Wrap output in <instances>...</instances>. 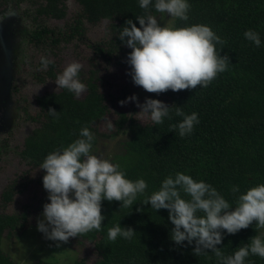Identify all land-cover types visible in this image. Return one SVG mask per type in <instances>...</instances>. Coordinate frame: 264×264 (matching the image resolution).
Wrapping results in <instances>:
<instances>
[{
	"label": "trees",
	"instance_id": "trees-1",
	"mask_svg": "<svg viewBox=\"0 0 264 264\" xmlns=\"http://www.w3.org/2000/svg\"><path fill=\"white\" fill-rule=\"evenodd\" d=\"M9 1L0 0V10L11 6ZM72 1L76 12L70 17L66 0H40L32 11L33 19L38 18V21H31L25 12L22 18L30 25L26 43L51 50L74 39L85 42L84 26L105 22L108 35L102 46L106 49L97 44L93 46L94 51L107 62L119 57L125 59L131 50L121 44L116 34L128 19L139 27L135 16L143 15L144 10L137 0ZM189 4V19L175 18L173 26L209 25L224 40L223 45H217L220 55L229 57L230 65L223 73L204 88L197 85L191 90L149 93L148 98L172 107L170 119L153 124L147 117L142 121L134 113L111 110L112 101L109 102L100 91L95 72L90 71L83 82L85 93L79 99L66 90L35 98L37 111L32 120H39V123L23 140L19 152L22 160L32 169H39L47 153L61 145L66 146L77 138L81 126L87 125L94 133L93 148L98 137L112 139L125 130L128 132L125 147L131 159L121 168L129 179L143 178L148 185L146 192L156 190L166 175L176 171L210 183L230 203L235 199L230 192L232 185H238L244 191L264 183V0H189ZM13 6L18 7V3ZM153 14L158 19L161 15L154 10ZM48 21L63 23L57 26ZM247 29L260 34V47L244 38L243 32ZM38 65L39 61L33 72L36 82L53 77L54 62L42 71H37ZM11 89L14 91L15 88ZM49 107L58 113L57 118L47 114ZM175 107H181L185 114H198L199 124L194 125L191 135L181 138L177 134L175 125L183 117L175 115ZM101 124L105 126L98 133ZM40 170L39 182L42 184L44 170ZM25 184L17 185L11 181L1 193V204L10 203L26 188ZM142 199L138 196L135 204L123 208L119 201L102 200L104 220L101 229L71 237L74 243L85 242L92 246L95 255L92 264H218L211 250H206L208 256H196L191 247H180L172 242L169 234L173 226L168 221L167 210L155 212L150 205L140 204ZM116 223L124 228L131 227L135 232L133 238L117 237L115 241H109L107 228ZM255 225L253 221L248 228L225 235L217 248L224 255H230L239 245L248 243L256 232L264 230L256 229ZM25 226L24 214H7L0 210V242L18 237ZM0 264L17 263L0 249ZM73 264L88 263L76 259ZM245 264H264V259L250 255Z\"/></svg>",
	"mask_w": 264,
	"mask_h": 264
},
{
	"label": "clouds",
	"instance_id": "clouds-1",
	"mask_svg": "<svg viewBox=\"0 0 264 264\" xmlns=\"http://www.w3.org/2000/svg\"><path fill=\"white\" fill-rule=\"evenodd\" d=\"M137 3L144 10L143 15L135 16L139 27L128 19L116 34L121 44L131 50L126 57L130 66L127 75L135 86L157 94L166 90H191L197 85L204 88L229 67V57L221 56L217 50V45H223L224 40L209 25L196 23L174 27L168 23L158 24L153 10L162 14L160 20L168 14L169 20L187 21L189 0H137ZM13 15L15 12L9 9L0 15V21ZM243 36L254 46H261L257 31L247 29ZM52 63L47 56H40L37 71L47 70ZM81 69L82 65L77 61L64 66L54 79L56 91L66 90L79 99L86 89L80 79ZM129 102L139 109L138 115L147 117L153 124L171 118L172 107L160 100L146 97L141 103L132 94L118 101L121 106ZM47 114L58 117L51 107ZM175 115L183 117L175 125L181 138L191 135L194 125L199 124L196 112L185 114L181 107H175ZM94 139L90 128L81 126L76 139L66 146L54 148L40 163L39 169L44 170L42 186L48 202L42 205L36 229L44 239L66 243L70 237L94 229L99 231L104 220L102 200L119 201L123 208L135 204L140 196L143 197L140 204L150 205L155 212L167 210L168 221L173 226L170 240L180 247H191L194 255L208 256L206 250H211L218 264H245L250 255L264 259V232H256L248 243L239 245L230 255H224L217 248L225 235L236 234L253 221L256 229L264 228V183L244 191L238 185H232L230 192L235 199L230 203L210 183L176 171L166 175L156 190L146 192L147 182L143 178L129 179L120 164L113 161L111 152L107 149L93 151ZM134 234L131 227L124 228L119 223L107 228L109 241H115L117 237L131 240ZM3 247L4 242H0V249Z\"/></svg>",
	"mask_w": 264,
	"mask_h": 264
},
{
	"label": "rangeland",
	"instance_id": "rangeland-1",
	"mask_svg": "<svg viewBox=\"0 0 264 264\" xmlns=\"http://www.w3.org/2000/svg\"><path fill=\"white\" fill-rule=\"evenodd\" d=\"M9 3L12 5L0 10V15L7 13L9 9L15 12V15L7 16L0 21V210L7 214H24L27 226L18 237L11 240L2 239L4 247L1 250L17 264L35 262L73 264L76 259H84L88 264H92L95 255L90 244L74 243L71 237L66 243L48 241L36 229V221L42 212V205L48 202L47 192L39 182L42 171L32 169L19 154L24 138L39 123V120H32L36 118L37 111L34 101L36 97L44 94L59 92L56 91L54 84L55 76L72 61L82 65L80 73L82 82L90 71L95 72L99 89L107 96L109 102L112 101L110 108L113 111L134 113L144 121L146 117L137 114L139 109L132 102L121 106L118 101L135 94L139 102H143L149 92L132 83L130 76L127 75L130 66L127 65L126 58H114L107 62L94 51L93 46L97 44H101V48L106 49L102 46V41L108 35L105 22L94 26L85 25V42L74 39L59 44L56 49L37 48L26 43L30 25L29 21L22 17L26 12L30 15L31 21H38V18L33 19L32 11L33 6L40 3V0H10ZM15 3H18V7L13 6ZM66 7L68 17L76 12L72 0H66ZM169 19L170 16L165 14L163 20L158 19V24L164 26L168 23L173 26L174 19ZM48 23L61 26L63 21H48ZM42 55L50 58L55 63V68L52 70V78L46 77L42 82H36L33 72ZM12 87L15 88L14 91ZM104 126L101 124L98 133ZM128 139L129 134L126 130L112 139L98 137L93 151L100 149L103 152L107 149L112 153L113 161L121 166L131 159L125 147ZM11 181H15L17 185L26 183V188L15 195L10 203L3 206L1 193ZM56 243L60 246L56 247Z\"/></svg>",
	"mask_w": 264,
	"mask_h": 264
}]
</instances>
